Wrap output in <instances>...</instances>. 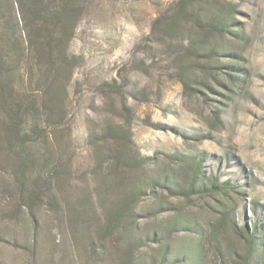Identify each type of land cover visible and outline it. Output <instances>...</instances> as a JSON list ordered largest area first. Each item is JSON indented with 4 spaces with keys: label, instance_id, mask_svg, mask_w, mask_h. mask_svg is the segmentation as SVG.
Wrapping results in <instances>:
<instances>
[{
    "label": "rangeland",
    "instance_id": "obj_1",
    "mask_svg": "<svg viewBox=\"0 0 264 264\" xmlns=\"http://www.w3.org/2000/svg\"><path fill=\"white\" fill-rule=\"evenodd\" d=\"M172 2L82 0L59 122H42L50 137L34 142L60 158L53 203L44 197L31 213L0 187V264H264V0H225L243 29L240 40L225 38L243 72L232 86L224 73L202 75L187 54L200 35L191 21L179 34L158 29ZM106 124L127 129L131 142L104 135ZM118 148L146 161L103 162L99 152ZM214 178L230 191L200 195ZM3 183L13 190L14 175L0 167ZM244 231L257 232L248 263Z\"/></svg>",
    "mask_w": 264,
    "mask_h": 264
},
{
    "label": "trees",
    "instance_id": "obj_2",
    "mask_svg": "<svg viewBox=\"0 0 264 264\" xmlns=\"http://www.w3.org/2000/svg\"><path fill=\"white\" fill-rule=\"evenodd\" d=\"M172 4L169 17L156 19L158 29L169 35L179 34L181 22L191 21L192 27L196 28L194 31L200 35L189 38L186 52L197 63L199 72L216 80L224 73L231 86L237 84L242 68L235 63L236 49L225 43L226 37L233 40L242 37L243 29L235 19L236 6L225 0H173ZM3 10L7 12L6 16L2 14ZM202 10L206 12L205 16L201 15ZM81 13L82 0H0V167L9 169L14 175L13 190L5 183L0 187L4 193L17 195L31 213L34 205L44 197L48 198L47 203H53L50 192L60 158L53 156L51 144L36 147L34 142L41 136L48 139L50 132L46 125L51 122L55 126L59 122L54 120V116L61 113L66 88L74 71L68 48ZM226 57L229 60L220 62ZM185 77L190 79L184 75L180 80L187 89L189 82ZM222 85L225 84L222 82ZM199 86L208 90L212 87L205 79L199 82ZM225 90L223 105L231 99L228 94L230 86ZM212 112L216 113L215 118L219 121L217 110L213 108ZM103 132L111 138L131 142L127 129L106 124ZM99 155L102 160L107 157L106 161L126 155V165H141L146 161L138 154L135 161L121 148L110 150L106 155L99 152ZM200 165L201 162L193 174L187 194L197 180ZM37 169L40 170L38 174ZM31 171H34L32 177ZM198 187L200 195L230 191V183L218 182L216 178L208 187ZM136 198L138 193L124 200L122 208L114 215L115 221L122 218ZM256 233L249 231L244 234L248 242L244 262L249 261L253 234ZM258 235L259 238L263 236L261 232ZM259 255L264 261V254L259 252Z\"/></svg>",
    "mask_w": 264,
    "mask_h": 264
}]
</instances>
